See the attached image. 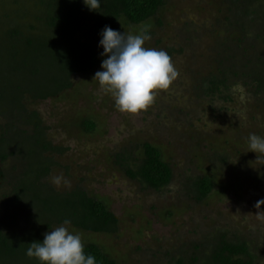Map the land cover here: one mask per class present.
<instances>
[{
	"label": "rangeland",
	"instance_id": "obj_1",
	"mask_svg": "<svg viewBox=\"0 0 264 264\" xmlns=\"http://www.w3.org/2000/svg\"><path fill=\"white\" fill-rule=\"evenodd\" d=\"M45 1L0 0L3 47L12 44V34H47ZM145 26L151 36L145 46L165 49L179 75L135 114L119 111L100 89L93 78L100 65L41 98L0 60V229L26 236L34 229L30 197L17 198L15 187L28 152L37 149L29 135L39 128L50 146L40 151L48 166L40 181L57 192L81 187L107 201L118 220L112 232L68 227L104 247L117 264H212L221 241L245 244L252 264H264V203L258 202L264 153L248 146L250 133L264 136V0H164L155 16L125 32ZM98 33L83 31L102 52ZM39 59V77H46L50 59ZM237 81L246 102L231 93ZM87 117L96 122L92 132L79 125ZM145 141L160 147L172 167L171 181L159 189L129 177L124 168L135 161L118 157L137 153ZM205 173L214 187L199 199L194 183ZM56 175L63 177L59 185L51 181Z\"/></svg>",
	"mask_w": 264,
	"mask_h": 264
},
{
	"label": "trees",
	"instance_id": "obj_2",
	"mask_svg": "<svg viewBox=\"0 0 264 264\" xmlns=\"http://www.w3.org/2000/svg\"><path fill=\"white\" fill-rule=\"evenodd\" d=\"M164 0H101L98 11H90L83 0H46L43 3V18L48 27L47 34L35 37H21L12 34V44L0 43V60L7 65L8 73L19 81H26L25 87L36 97L56 94L71 86V76L88 74L101 64V52L94 44L84 39L83 31L93 29L99 32L104 25L124 31L127 25L141 24L150 20ZM126 33V32H125ZM20 43V46H18ZM22 48V55H17ZM48 55L46 77L41 76L39 58ZM14 72V73H13ZM28 74H31L29 76ZM29 82V83H28ZM20 88V84H17ZM85 132L96 128L93 118L80 121ZM38 127V123L35 125ZM37 131V132H36ZM34 139L37 149L28 152V167L23 177L16 183V197H30L29 208L36 213L30 236L24 233H11L0 229V264H39L35 258L25 255L29 242L42 240L43 233L53 223L65 219L75 227L90 232H112L117 225V217L110 210L103 197L88 193L81 187L67 192H57L41 182L47 172V160L43 161L41 150L50 148L37 128ZM135 155V156H132ZM118 157L134 160L133 167H125V173L131 178H138L148 187L159 189L167 185L172 178V167L164 157L160 147L149 142H142L137 153ZM5 154L0 151V162ZM0 167V177H2ZM197 197L204 198L214 187V177L203 174L194 183ZM85 251L93 254L98 264H117L111 254L100 244L84 242ZM212 264H252L247 246L243 243L221 241L212 252Z\"/></svg>",
	"mask_w": 264,
	"mask_h": 264
},
{
	"label": "clouds",
	"instance_id": "obj_3",
	"mask_svg": "<svg viewBox=\"0 0 264 264\" xmlns=\"http://www.w3.org/2000/svg\"><path fill=\"white\" fill-rule=\"evenodd\" d=\"M83 2L90 11L101 7V0ZM98 35L102 60L93 78L102 91L111 94L119 111L135 114L146 110L155 102L158 92L168 90L178 77L179 71L165 49L145 46L151 39L147 26L135 33H125L104 25ZM230 90L242 103L246 102L248 93L241 82L233 83ZM248 146L255 153H264V136L250 133ZM62 180L61 175L51 177L56 185ZM258 202L264 203V199ZM70 223L65 219L45 231L42 240L29 242L25 255L39 264H98L96 257L85 251L82 235L70 230Z\"/></svg>",
	"mask_w": 264,
	"mask_h": 264
}]
</instances>
